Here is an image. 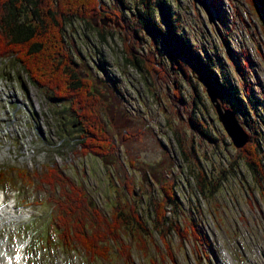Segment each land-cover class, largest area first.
<instances>
[{"label":"rangeland","instance_id":"1","mask_svg":"<svg viewBox=\"0 0 264 264\" xmlns=\"http://www.w3.org/2000/svg\"><path fill=\"white\" fill-rule=\"evenodd\" d=\"M208 1L165 3L178 14L177 28L180 26L193 48H204L229 76L239 97L227 95L224 103L233 101L239 116L244 112L239 123L251 134L252 146L264 164V31L248 0H215L220 5L216 11L208 8ZM92 2L86 19L74 15L66 26L67 48L79 63L81 75L96 81L101 99L98 113L115 146L113 155L103 161L94 155H78L72 144L53 145L56 137L49 125L52 120L42 115L47 106L41 94L9 61L0 63V169L7 173L25 167L40 172L48 163H56L86 188L104 213L111 212L115 198L129 199L143 208L153 226L156 214L150 199L164 197L161 186L171 179L179 198L174 217L180 231H171L165 240L155 234L156 243L149 245L147 257L131 245L132 264H264V179L257 182L238 156L241 150L218 120L205 82L198 80L197 73H190L191 81L186 82L158 48L160 41L142 30L137 23L142 0ZM127 38L139 54H154L163 66L155 69L153 64L151 73L156 78L126 61L123 41ZM177 86L184 95L181 107L172 91ZM11 100L22 101L15 116L7 111ZM190 113L201 114V128L212 139L193 129ZM174 132L185 134L181 140L192 153L187 159ZM199 170L206 172L216 192L197 191L191 171ZM12 185L0 186V203L5 204L0 209L12 215L3 224L0 221V253L6 252L3 264H126L116 256L113 261L92 262L83 254L64 252L56 248L52 237L45 249L48 207L39 202L48 201L49 189L19 183L16 187L21 193L15 194Z\"/></svg>","mask_w":264,"mask_h":264},{"label":"trees","instance_id":"2","mask_svg":"<svg viewBox=\"0 0 264 264\" xmlns=\"http://www.w3.org/2000/svg\"><path fill=\"white\" fill-rule=\"evenodd\" d=\"M93 0H0V56L14 55V62L20 65L30 81L43 92L49 103L69 101V107L55 109L53 116L58 123V139L64 144H72L73 151L81 156L95 155L103 161L113 154V141L105 133L98 106L99 93L95 89L93 78L81 75L77 60L67 46V27L76 15L78 19L87 18V10ZM142 0V7L137 10V23L142 30L152 32L154 39L160 41L161 52L171 60L174 71L183 74L186 82L191 81L189 64L198 67L204 79L219 87L223 93L228 88L229 80L219 78L213 62L205 61L202 50L191 47L188 40L177 35V18L165 0ZM259 11L264 29V0H249ZM92 8V7H91ZM137 28L134 34L137 35ZM104 39V37H102ZM130 38L124 39L126 61L139 71L147 70L148 76L156 78L151 69L163 67L155 61L154 54H139ZM154 64V66H153ZM168 72V71H167ZM149 73H151L149 75ZM178 74V73H177ZM150 76V78H151ZM146 81L150 79L145 76ZM222 82V84H221ZM174 97L180 104L184 102L180 86L172 89ZM227 92L230 93L229 90ZM223 97V95H222ZM67 101V102H68ZM224 107H230L223 103ZM233 107V106H232ZM193 129L207 138L212 136L201 128L202 119L190 113ZM177 144L186 156L192 153L185 150V142L181 139L183 132H174ZM203 137V136H202ZM205 138V137H204ZM193 150V146L191 145ZM254 178L262 183L264 177L263 160L250 142L239 152ZM263 168V169H262ZM197 191L207 195L216 192L212 188L207 174L203 170L191 171ZM40 177L28 176L25 169L19 170L16 181L39 180L42 186L49 188L51 198V227L59 240V247L64 251H76L90 260L103 259L112 261L117 255L125 263L132 256L131 245L142 255H149V245L154 242L155 234L165 240L171 231L179 233L177 221L168 215L169 208H179V198L171 179L165 181L164 197L151 200L155 212V223L143 217L142 208L118 202L109 214L103 213L98 204L88 195L87 190L76 184L62 172L60 167L51 163ZM6 177L0 170V181ZM264 184V183H263ZM191 230L195 232L194 224ZM129 238V244L124 241ZM115 247L118 251L114 253Z\"/></svg>","mask_w":264,"mask_h":264},{"label":"water","instance_id":"3","mask_svg":"<svg viewBox=\"0 0 264 264\" xmlns=\"http://www.w3.org/2000/svg\"><path fill=\"white\" fill-rule=\"evenodd\" d=\"M207 92L217 109L220 120L223 122L224 127L231 136L235 146L238 148L244 147L249 140L247 132L239 125L232 111L226 110L223 112L221 110L220 104L217 103L219 95L218 89L208 85Z\"/></svg>","mask_w":264,"mask_h":264},{"label":"bare ground","instance_id":"4","mask_svg":"<svg viewBox=\"0 0 264 264\" xmlns=\"http://www.w3.org/2000/svg\"><path fill=\"white\" fill-rule=\"evenodd\" d=\"M161 77V76H160ZM163 78V77H162ZM254 131V130H253ZM2 212H0V221H1V224H3V221H4V219L5 218H7V217H12V215L10 214V213H8L6 210H1ZM1 243L3 244V246H4V249L6 248V249H8L7 248V242H5L4 240L3 241H1ZM0 247H1V244H0ZM6 253L5 252H3V253H0V264H3L4 263V255H5Z\"/></svg>","mask_w":264,"mask_h":264}]
</instances>
